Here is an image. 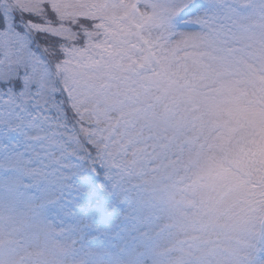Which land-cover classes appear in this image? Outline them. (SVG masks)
<instances>
[{"label":"snow or ice","instance_id":"obj_1","mask_svg":"<svg viewBox=\"0 0 264 264\" xmlns=\"http://www.w3.org/2000/svg\"><path fill=\"white\" fill-rule=\"evenodd\" d=\"M108 6L126 27L82 17L76 46L34 5L0 0V125L36 133L24 151L0 142V170L58 189L54 215L36 213L22 238L0 213V264H89L65 243L86 208L64 189L85 173L100 197L87 212L123 209V232L140 233L137 248L91 264H264V0ZM36 35L60 43L34 49Z\"/></svg>","mask_w":264,"mask_h":264},{"label":"rangeland","instance_id":"obj_2","mask_svg":"<svg viewBox=\"0 0 264 264\" xmlns=\"http://www.w3.org/2000/svg\"><path fill=\"white\" fill-rule=\"evenodd\" d=\"M45 0H20L21 3L34 5L36 9L40 7V3ZM54 4L58 15L70 23L76 22L81 17L96 18L104 17L110 21L116 19V26L125 28L126 26L120 23V18L124 13L118 8L109 7L108 0H47ZM203 14V13H201ZM211 14V13H209ZM47 30L55 32L69 38L73 37L72 30L67 25H61L54 28L46 25ZM14 124H19L20 121L13 119ZM27 136L35 135L36 133L26 127H21L18 132L9 133L8 129L0 125V142L6 144L9 153L14 151H24L26 145L34 144L33 141L27 139ZM11 136L12 139H8ZM12 145H17V149H13ZM36 150L39 151L38 145ZM73 183L76 185L72 188L64 189V198L69 201V206L84 205L86 208L85 214L82 217L83 222L77 221L79 228L74 231L66 232L65 243L72 245L76 249L74 257H69V261L73 258L77 261H88L89 264L94 260L95 254L104 253L105 260L109 259V253L127 252L137 248L140 243V233H133V237L127 236L123 232V223L120 219L122 211L109 212L105 216L100 217L87 212V206H95L98 199L91 190V178L85 173L78 177ZM58 189L51 186V182H45L42 178L29 180L21 179L19 174L10 170H0V198L4 203L11 208L19 209L26 212L31 205L38 206V214L44 217L54 215L48 208L47 202L54 197ZM109 203H112L109 201ZM126 207V206H125ZM167 217L163 214L158 218H153L152 223L156 226L155 231H159L160 225L167 223ZM92 226L89 227L88 225ZM71 222H68L65 227H70ZM143 231H148V228H143ZM119 233V235H117ZM22 238V237H21Z\"/></svg>","mask_w":264,"mask_h":264},{"label":"trees","instance_id":"obj_3","mask_svg":"<svg viewBox=\"0 0 264 264\" xmlns=\"http://www.w3.org/2000/svg\"><path fill=\"white\" fill-rule=\"evenodd\" d=\"M26 11H34L36 13V15L33 16V19H38V21H40V26H46V25H50L54 28H58L61 25H67L73 33V37L70 38V42L76 46H79V41L72 39L77 35V32L74 30L73 28V24L75 23H70L68 21H66L65 19H62L58 13L56 8L54 7V4H52L50 1H42L40 3V7L36 8V9H25ZM82 18V17H81ZM80 19V18H79ZM78 19V20H79ZM77 20V21H78ZM111 22H113L116 25V19L112 20ZM98 28H101V30H103V25H98ZM59 36H62L60 34H58ZM97 33L96 32H92L90 34L89 37V42L91 41V37L92 36H96ZM60 43L59 40L57 39H53L52 36L50 35H36L34 42L32 44V47L35 49L37 48V46L39 45L40 47H44V46H51V47H55L56 44ZM48 59L51 61L53 59H55V57H51L49 56ZM16 111L18 112L19 109H16ZM21 116H24V113H20ZM25 120L28 119V117L24 116Z\"/></svg>","mask_w":264,"mask_h":264},{"label":"clouds","instance_id":"obj_4","mask_svg":"<svg viewBox=\"0 0 264 264\" xmlns=\"http://www.w3.org/2000/svg\"><path fill=\"white\" fill-rule=\"evenodd\" d=\"M0 213L5 217L9 215L14 216L19 221L18 226L21 228V237L31 231L40 220V217L36 215L38 213V206L31 205L26 212H22L19 209L6 205L2 198H0Z\"/></svg>","mask_w":264,"mask_h":264}]
</instances>
